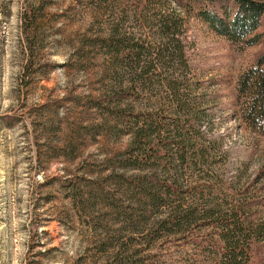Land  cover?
<instances>
[{
	"label": "rangeland",
	"instance_id": "1",
	"mask_svg": "<svg viewBox=\"0 0 264 264\" xmlns=\"http://www.w3.org/2000/svg\"><path fill=\"white\" fill-rule=\"evenodd\" d=\"M99 11L94 0H0V264H116L98 241L113 240L115 218L102 195L113 174L136 171L111 163L129 137L104 134L92 104L108 86L91 45L107 27ZM125 20L141 32L132 13ZM185 37L200 115L227 152L224 178L253 195L264 221V136L235 118L231 87L263 44L229 40L196 17ZM255 253L264 264V245Z\"/></svg>",
	"mask_w": 264,
	"mask_h": 264
},
{
	"label": "trees",
	"instance_id": "2",
	"mask_svg": "<svg viewBox=\"0 0 264 264\" xmlns=\"http://www.w3.org/2000/svg\"><path fill=\"white\" fill-rule=\"evenodd\" d=\"M94 3L107 17L91 45L104 58L108 86L92 104L104 134L129 137L111 163L136 171L113 174L112 193L102 195L115 218L113 240L98 238L101 251L116 264H256L264 221L253 215V195L224 178L227 152L213 137L210 118L200 115L185 35L187 20L196 17L229 40L262 42L231 87L235 118L264 136V31L257 32L264 0ZM130 13L141 32L128 26Z\"/></svg>",
	"mask_w": 264,
	"mask_h": 264
}]
</instances>
